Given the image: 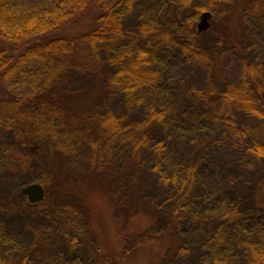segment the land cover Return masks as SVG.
<instances>
[{"label":"trees","instance_id":"1","mask_svg":"<svg viewBox=\"0 0 264 264\" xmlns=\"http://www.w3.org/2000/svg\"><path fill=\"white\" fill-rule=\"evenodd\" d=\"M90 1L0 0V81L16 91L0 101L7 144L0 175L36 170L42 177L29 182L46 192L35 204L22 187L17 200L0 192V247L5 214L28 217L44 206L89 224L86 196L101 190L116 220L145 216L176 232L177 245L157 264H264V143L252 142L245 126L264 125V70L241 34L250 12L264 23V3L255 11L245 0H95L81 26ZM208 9L214 23L197 33ZM202 36L216 39L208 52L195 46ZM76 45L87 48L89 62L72 59ZM174 49L206 61L235 51L242 80L196 88L191 79H166ZM207 154L229 163L216 187L204 174ZM145 239L138 233L124 253ZM7 253L0 264H17Z\"/></svg>","mask_w":264,"mask_h":264},{"label":"rangeland","instance_id":"2","mask_svg":"<svg viewBox=\"0 0 264 264\" xmlns=\"http://www.w3.org/2000/svg\"><path fill=\"white\" fill-rule=\"evenodd\" d=\"M23 1L28 5L48 2V0ZM244 2L249 4V9L251 7L255 11H259L264 0H245ZM251 4L253 5L250 6ZM97 8L98 4L95 0L87 3L78 23L85 26L88 21L86 19ZM247 16L250 19L245 17L243 21L245 27L241 34H244L243 39L249 43L247 50L252 56L251 59L263 66L264 70L263 18L258 21V13L255 12H250ZM214 18L215 16L212 14L210 24L214 23ZM234 20L230 22L231 25L235 22ZM197 21L198 18L195 24ZM70 28L71 26L67 29ZM215 40L212 36H202L195 46L208 52L209 42ZM75 48L70 52L73 60L80 63L90 61V54L85 46L78 45ZM176 49L178 50V48ZM177 50L172 51L174 66L168 69L166 79H191V84L196 88L216 86L219 84L218 82L222 83V81L237 83L242 80L241 61L235 51L229 50L220 57L208 55L206 61L204 57L187 58L182 50L181 52ZM7 92L12 95L16 91L9 90ZM7 92L0 81V101L9 97ZM220 108L221 104H216L213 109L218 113ZM212 114L209 112V117H212ZM210 120L213 121L212 118ZM245 126L249 130L248 137L252 142L264 143V125L259 120L247 119ZM3 136L5 134L0 129V159L2 156L4 157V149L7 147ZM62 150L65 152L67 149ZM232 154L229 157L235 166L237 164L235 160L238 157L234 153ZM209 157L207 154L204 174L209 177L208 183L216 187V182L222 179L220 169L229 163L223 159L211 162ZM39 177H42V173L36 170H23V174L18 176H13V173L10 176L2 173L0 175V192L5 191L12 197L16 196V187L21 188L31 184L29 181ZM14 198L18 199L17 196ZM86 199L89 207V224L81 223L82 220L77 222L75 218L62 211L45 210L44 206L31 209L28 217H24L17 211L10 215L5 214L2 218L5 231L0 252H8L7 254H10L8 258L16 260L17 264H157L167 252L166 250L175 247L178 243L176 232L164 231L163 233L158 225H154V221L148 220L145 216L135 217L127 223L116 220L112 211V202L101 190H90ZM259 222L264 223V214H259ZM143 231H146L148 239L124 253L126 245L131 248L138 233L141 234ZM85 232H88L89 235ZM27 245L30 252L28 255L26 254L28 258L23 263V251H26ZM11 255L14 256L11 257ZM179 264H200V260L198 258H192L189 261L181 259Z\"/></svg>","mask_w":264,"mask_h":264},{"label":"water","instance_id":"3","mask_svg":"<svg viewBox=\"0 0 264 264\" xmlns=\"http://www.w3.org/2000/svg\"><path fill=\"white\" fill-rule=\"evenodd\" d=\"M212 17L211 12L202 11L199 13L198 21L195 24V31L198 32H206L211 27L210 19ZM20 192L25 195L29 204H35L38 202H42L45 198V189L41 183L34 182L31 184L24 185L21 188Z\"/></svg>","mask_w":264,"mask_h":264}]
</instances>
